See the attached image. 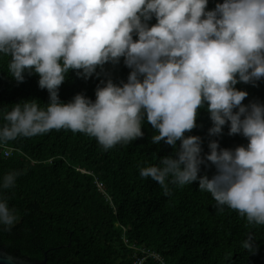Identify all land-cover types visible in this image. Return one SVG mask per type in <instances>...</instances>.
Returning a JSON list of instances; mask_svg holds the SVG:
<instances>
[{
	"label": "clouds",
	"instance_id": "obj_1",
	"mask_svg": "<svg viewBox=\"0 0 264 264\" xmlns=\"http://www.w3.org/2000/svg\"><path fill=\"white\" fill-rule=\"evenodd\" d=\"M0 0V54L17 82L39 75L47 89L46 107L36 99L14 104L4 115L0 142L70 129L95 137L105 149L144 135L146 117L174 155L159 166L142 168L167 194L166 181L198 188L217 205L228 206L250 224L264 225V103H242L248 92L236 85L264 78V0ZM155 18L156 23L149 22ZM135 37V38H134ZM131 70L127 81L109 76L95 100L77 93L60 100L59 88L70 71L84 79L99 77L108 63ZM99 69V71H98ZM207 109L209 136L247 138V145L222 148L216 139L203 153L199 135H185ZM177 141H180L177 146ZM203 153V154H202ZM210 162V163H209ZM201 165L215 173L199 175ZM19 172L6 173L0 188L14 187ZM19 214L0 198V225L10 231ZM243 248L257 251L249 236Z\"/></svg>",
	"mask_w": 264,
	"mask_h": 264
},
{
	"label": "trees",
	"instance_id": "obj_2",
	"mask_svg": "<svg viewBox=\"0 0 264 264\" xmlns=\"http://www.w3.org/2000/svg\"><path fill=\"white\" fill-rule=\"evenodd\" d=\"M218 2L223 0H209L208 8ZM149 23L155 24V18ZM10 59L0 54V127L14 104L36 99L44 108L49 101L38 74L25 73L22 82L10 77ZM130 71L123 58L119 64H106L99 77L84 79L72 70L59 88L60 100L67 103L77 93L95 100L102 79L126 82ZM236 87L248 92L242 103H264V78ZM197 125L185 135H199L203 153L210 151L212 139L222 148L248 143L240 134L229 135L227 125L220 136H209L212 121L206 107L199 110ZM142 131V137L107 150L95 137L63 128L0 142V179L20 173L14 187L0 188V198L19 214L10 231L0 225V248L29 260L46 255L48 264H133L125 234L130 243L158 252L169 264H264V225L250 224L226 205L221 211L198 181L184 186L166 181L165 194L158 182L140 175L142 168L159 166L160 158L174 155L163 140L152 143L158 133L146 117ZM205 173L211 177L215 167L201 165L199 175ZM249 236L255 240V253L242 246ZM143 264L158 263L148 258Z\"/></svg>",
	"mask_w": 264,
	"mask_h": 264
},
{
	"label": "built area",
	"instance_id": "obj_3",
	"mask_svg": "<svg viewBox=\"0 0 264 264\" xmlns=\"http://www.w3.org/2000/svg\"><path fill=\"white\" fill-rule=\"evenodd\" d=\"M5 154L9 153V149L5 150L4 152ZM98 183V187H101V182H97ZM122 239L124 241V243L130 247V249L133 250L132 253V259H133V264H143L144 261L148 258H151L152 260H154L155 262H157L158 264H169L167 263V261L164 259V257L159 254L156 251H153L147 247L144 246H137L134 243H130L128 241V238L125 236V234H122Z\"/></svg>",
	"mask_w": 264,
	"mask_h": 264
},
{
	"label": "water",
	"instance_id": "obj_4",
	"mask_svg": "<svg viewBox=\"0 0 264 264\" xmlns=\"http://www.w3.org/2000/svg\"><path fill=\"white\" fill-rule=\"evenodd\" d=\"M0 264H48L47 256L45 255L42 260H29L13 256L0 248Z\"/></svg>",
	"mask_w": 264,
	"mask_h": 264
}]
</instances>
